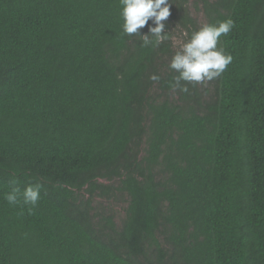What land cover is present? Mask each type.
I'll return each mask as SVG.
<instances>
[{"label":"trees","instance_id":"trees-1","mask_svg":"<svg viewBox=\"0 0 264 264\" xmlns=\"http://www.w3.org/2000/svg\"><path fill=\"white\" fill-rule=\"evenodd\" d=\"M229 17L232 63L173 92ZM122 24L120 0H0V264H264V0H173L155 48Z\"/></svg>","mask_w":264,"mask_h":264},{"label":"clouds","instance_id":"clouds-1","mask_svg":"<svg viewBox=\"0 0 264 264\" xmlns=\"http://www.w3.org/2000/svg\"><path fill=\"white\" fill-rule=\"evenodd\" d=\"M172 2L173 0H120L124 34L138 35L143 47L155 48L169 40L165 22L171 15ZM146 26L148 32L142 34L140 29ZM234 26L235 22L229 17L216 24L205 23L191 33L190 38L180 46V50L173 55L169 64V67L178 73L170 84L173 92L177 89L188 92L186 84H182V81L192 84L204 83L223 74L232 63L233 56L218 47V44L221 36L229 34ZM150 79L159 81L160 76L153 74ZM41 187L40 184L28 185L23 190L12 187L5 199L10 205L22 201L25 205L35 207L40 200Z\"/></svg>","mask_w":264,"mask_h":264},{"label":"rangeland","instance_id":"rangeland-1","mask_svg":"<svg viewBox=\"0 0 264 264\" xmlns=\"http://www.w3.org/2000/svg\"><path fill=\"white\" fill-rule=\"evenodd\" d=\"M196 17L198 18L199 21H202V15H201V14H198V13H197V14H196ZM118 208L121 209V207H118Z\"/></svg>","mask_w":264,"mask_h":264}]
</instances>
